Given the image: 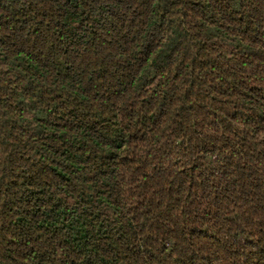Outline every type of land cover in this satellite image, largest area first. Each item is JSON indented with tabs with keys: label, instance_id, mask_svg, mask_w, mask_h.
I'll return each instance as SVG.
<instances>
[{
	"label": "trees",
	"instance_id": "16d2710c",
	"mask_svg": "<svg viewBox=\"0 0 264 264\" xmlns=\"http://www.w3.org/2000/svg\"><path fill=\"white\" fill-rule=\"evenodd\" d=\"M0 264H264V0H0Z\"/></svg>",
	"mask_w": 264,
	"mask_h": 264
}]
</instances>
